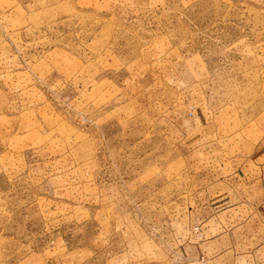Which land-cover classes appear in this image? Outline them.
Masks as SVG:
<instances>
[{
	"label": "rangeland",
	"instance_id": "374dc122",
	"mask_svg": "<svg viewBox=\"0 0 264 264\" xmlns=\"http://www.w3.org/2000/svg\"><path fill=\"white\" fill-rule=\"evenodd\" d=\"M249 135L264 0H0V264H176Z\"/></svg>",
	"mask_w": 264,
	"mask_h": 264
},
{
	"label": "crops",
	"instance_id": "0c3cea01",
	"mask_svg": "<svg viewBox=\"0 0 264 264\" xmlns=\"http://www.w3.org/2000/svg\"><path fill=\"white\" fill-rule=\"evenodd\" d=\"M236 155V170L203 189L176 264H264V142Z\"/></svg>",
	"mask_w": 264,
	"mask_h": 264
}]
</instances>
